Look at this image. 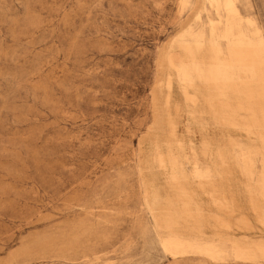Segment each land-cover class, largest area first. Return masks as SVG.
Masks as SVG:
<instances>
[{
  "label": "rangeland",
  "instance_id": "obj_1",
  "mask_svg": "<svg viewBox=\"0 0 264 264\" xmlns=\"http://www.w3.org/2000/svg\"><path fill=\"white\" fill-rule=\"evenodd\" d=\"M235 4L264 40V0ZM218 13L0 0V264H264V60L245 32L208 53Z\"/></svg>",
  "mask_w": 264,
  "mask_h": 264
},
{
  "label": "bare ground",
  "instance_id": "obj_2",
  "mask_svg": "<svg viewBox=\"0 0 264 264\" xmlns=\"http://www.w3.org/2000/svg\"><path fill=\"white\" fill-rule=\"evenodd\" d=\"M209 8H212L214 12L218 13L220 8H223V10L226 12L224 20L218 19V23L222 24L217 26L211 19H209V30L208 35L210 40H214L215 44L208 45V53H214L213 55L218 60H224L227 59L229 54V47L226 45L227 40L236 38L239 36V34H247L250 38V40L257 45V51L251 55V57H255L261 60H264V40L263 36L259 34V31L257 28L251 29H243L240 26V20L242 19L241 15L238 12V9L235 4V0H204L203 10H208ZM219 14V13H218ZM207 53V54H208ZM229 54V55H228ZM182 66L186 65V67H192L193 69H196V63L193 64V62H190L192 58L183 59ZM253 66L255 67L256 64L253 63ZM182 75H185L184 69L182 71L178 70V78H181ZM182 79V78H181ZM212 111V110H211ZM217 111H219L217 109ZM222 115H218L217 118L214 114L211 116L208 113H205V120H219V118H223L224 120H239V116H241V112H236L234 115V119L231 118L229 112L225 110H220ZM215 111H212L214 113ZM244 115H246L247 119L249 120H264V112H259L252 110L248 113L243 112ZM204 111L201 109L200 115H198L202 120L204 119ZM236 144V143H235ZM237 145V144H236ZM239 145V144H238ZM238 155V154H237ZM235 156V155H234ZM239 160L244 165V167H247L248 165H254V160L252 155L246 151L245 149H241L239 152ZM239 165V164H238ZM240 166V165H239ZM160 244L166 252L172 253L176 251H182L188 248H195L199 249L209 255H217L221 253V249H218L216 245L208 244V245H202V244H196L194 246L186 245L185 242H176L173 240L165 239L164 237H160Z\"/></svg>",
  "mask_w": 264,
  "mask_h": 264
},
{
  "label": "crops",
  "instance_id": "obj_3",
  "mask_svg": "<svg viewBox=\"0 0 264 264\" xmlns=\"http://www.w3.org/2000/svg\"><path fill=\"white\" fill-rule=\"evenodd\" d=\"M198 2L200 3V5H202V6L204 5V0H198ZM198 119H201V118L198 116ZM212 120H214V119H212Z\"/></svg>",
  "mask_w": 264,
  "mask_h": 264
}]
</instances>
